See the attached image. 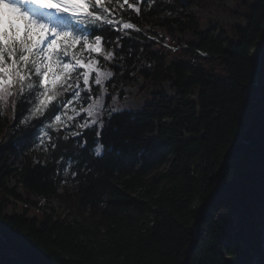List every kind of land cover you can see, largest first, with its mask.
Listing matches in <instances>:
<instances>
[{
  "label": "trees",
  "instance_id": "trees-1",
  "mask_svg": "<svg viewBox=\"0 0 264 264\" xmlns=\"http://www.w3.org/2000/svg\"><path fill=\"white\" fill-rule=\"evenodd\" d=\"M236 3L231 14L244 12L245 24L229 33L202 29L193 1L153 0L139 14L116 5L139 31L106 33L113 59L94 53L113 73L106 106L135 76L174 94L159 91L139 112H106L100 130L75 128L87 139L75 148V177L57 159L80 137L64 128L69 139L55 151L33 146L12 98L15 111L10 101L0 115V264H264V0ZM175 34L189 40L166 42L173 52L163 43Z\"/></svg>",
  "mask_w": 264,
  "mask_h": 264
},
{
  "label": "snow or ice",
  "instance_id": "snow-or-ice-1",
  "mask_svg": "<svg viewBox=\"0 0 264 264\" xmlns=\"http://www.w3.org/2000/svg\"><path fill=\"white\" fill-rule=\"evenodd\" d=\"M153 0H0V115L11 101L15 111L16 100L20 99L19 123L33 130V146L39 145L45 151L61 147L59 140H68L71 128L73 140L72 155H61L57 159L64 176L80 164L75 148H84L87 139L75 128H88L98 123L102 98L91 95L90 77L95 73L94 83L103 87L112 72H103L97 65L99 60L92 53L102 54L104 60L113 59L118 53L104 51L112 44L111 35L106 33L134 29L135 25L117 18L116 5H127L140 13L142 5ZM139 31L138 28H135ZM118 42L121 37L117 36ZM89 54L88 57L84 53ZM261 66L264 69V49H261ZM83 70V71H81ZM106 90V89H105ZM71 97L58 100L65 93ZM81 92L85 95L81 96ZM91 101L86 103V101ZM76 101L82 105L75 115L86 113L91 125L85 119L82 123L69 125L62 120L67 106ZM86 103V106H85ZM69 119H72L71 117ZM35 121V123H33ZM97 131V136H99ZM64 151H68L65 145ZM93 154L100 157L103 145L97 144ZM84 170L87 165H84Z\"/></svg>",
  "mask_w": 264,
  "mask_h": 264
},
{
  "label": "rangeland",
  "instance_id": "rangeland-1",
  "mask_svg": "<svg viewBox=\"0 0 264 264\" xmlns=\"http://www.w3.org/2000/svg\"><path fill=\"white\" fill-rule=\"evenodd\" d=\"M188 1H193L195 3V7L192 9V11L197 15L199 24L202 27V29H206L211 24H216L217 26L220 25L224 27L225 32H228V33L230 32V28L233 27L234 25L236 24L244 25L245 24L244 17H242V15H244V12L241 11V15L238 17H235L231 14V11L238 8V4L236 3V1L245 2V3L251 2V0H188ZM161 35H165V33L162 32ZM167 38L168 37H165L166 39L164 40L165 43L166 42L170 43V40H172V43L174 42L178 43V41H181L183 39L189 40L188 35L182 36L181 34H175L172 38H169V39ZM166 44H164V47L166 49H171V51L175 50L173 49V47L167 46ZM84 56L88 57L89 54L85 52ZM91 56L92 58L97 59L94 53H92ZM97 67L103 72H109V71L101 69L99 64L97 65ZM135 77L136 78L132 81L130 85H125L119 88V91L115 93L113 98L110 100V103L106 106L104 102V91H105L104 86L106 82H108L110 79L103 82V87L97 86L94 83L95 73H93L90 77V84L91 86L99 87L101 89L102 95L97 96V98L103 99V107L100 109L98 123L96 125H91L92 118L87 117L86 113L75 115L73 113V108H75L77 112H79L81 109V107H79L80 103L76 101H72L69 104V112H70L69 116L68 118L64 117L63 120L68 122V119L70 117L75 118V117L80 116V119H81L80 123H82L85 119H87L88 123L91 126H96L100 130L102 116L106 112H109V113H113L116 111L117 112L119 111L120 112L121 111L139 112L140 110H142L143 106L146 103L150 102L154 98L155 94L158 93L159 91L165 92L168 96H172L174 94V90H172L170 83H164L160 85L159 87V86L153 85L151 82H148L146 80L139 78L138 76H135ZM67 93L71 95V92H67ZM15 185L16 183L12 180L8 186L9 188H13L15 187ZM16 192L22 196V192L20 189L17 188ZM41 204L44 205V202L42 201ZM51 206L57 208L56 201H52ZM27 209H30V208H27ZM36 210L35 209L31 210L28 216L32 217L34 215H37L39 211L37 212ZM58 211L59 213H62L61 208H59ZM10 212H12V210L8 209L7 213L9 214ZM17 212L20 214L21 210H17Z\"/></svg>",
  "mask_w": 264,
  "mask_h": 264
},
{
  "label": "water",
  "instance_id": "water-1",
  "mask_svg": "<svg viewBox=\"0 0 264 264\" xmlns=\"http://www.w3.org/2000/svg\"><path fill=\"white\" fill-rule=\"evenodd\" d=\"M261 49H264V44H263V46H262ZM260 52H261V50H260ZM260 52H259V54H258V58H259V59L261 58V53H260ZM260 60H261V59H260ZM260 60H259V62H260ZM257 84H258V83H257ZM251 121H252V119L249 121V123H248V125H247V127H246V130L248 129V127H249ZM243 136H244V134L241 136V138L239 139V141L237 142V144H236V145H235V146L229 151V153L227 154L226 157H229L230 153L235 149L236 146H238V144L242 141ZM203 208H204V206H202V207L200 208L199 213L203 210ZM183 264H187V260H185V262H184Z\"/></svg>",
  "mask_w": 264,
  "mask_h": 264
}]
</instances>
